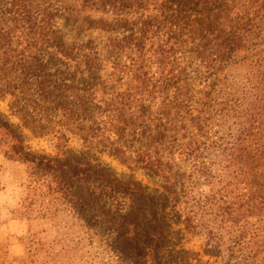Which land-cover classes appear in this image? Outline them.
<instances>
[{
    "label": "rangeland",
    "instance_id": "374dc122",
    "mask_svg": "<svg viewBox=\"0 0 264 264\" xmlns=\"http://www.w3.org/2000/svg\"><path fill=\"white\" fill-rule=\"evenodd\" d=\"M0 19L8 29L19 19L30 22L18 29L52 24L77 56L65 68L67 82L105 91L101 119L112 109L114 121L102 122L101 135L88 142L66 125H54L63 129L58 137L35 133L9 94L0 96V116L19 128L34 156L65 162L73 155L84 163L77 173L104 170L124 183L118 190L107 179L86 180L95 192L86 196V219L58 209L56 232L0 242V264H264V204L243 214L264 186V0H0ZM161 52L171 54L165 69L154 62ZM142 57L140 74L123 71ZM91 58L100 66L78 67ZM151 75L159 88L148 84ZM167 88L177 108L153 122L160 101L149 97ZM4 142L0 122V155ZM116 213L127 214L132 238L116 228ZM151 231L158 232L154 255Z\"/></svg>",
    "mask_w": 264,
    "mask_h": 264
},
{
    "label": "trees",
    "instance_id": "16d2710c",
    "mask_svg": "<svg viewBox=\"0 0 264 264\" xmlns=\"http://www.w3.org/2000/svg\"><path fill=\"white\" fill-rule=\"evenodd\" d=\"M26 21H29V19H26ZM26 21L19 19L15 22L18 25ZM17 25L8 29L0 19V96H3L2 94L12 96V108L15 109L24 125L35 133L48 130L47 132H52L58 137L63 132V129L56 130L54 125L60 124L70 126L71 130H78L87 142L88 140L93 141L96 139V137L101 135L102 122L114 121L112 113L114 111L112 109H110L112 112L108 111L104 115L106 117L105 120L101 119L103 114V111H101L102 100L98 99V97L103 96L105 91L96 87L76 90L67 82L68 71L66 69L74 61H77V56L61 37L54 34L52 24L49 27L48 25L43 27V25H37L33 21L29 26H22V29H18ZM46 31L48 34L45 36L44 32ZM15 36H18V38L15 39ZM170 58L171 54L161 52L154 62L159 63L165 69V66L169 64L168 59ZM84 64L94 68L100 66V63L95 58H91L88 61L83 60L82 63L79 62L78 67L80 68ZM146 66L144 57H142V59L133 63L132 66H128L123 71L126 73L134 72L133 74L137 75L140 74L138 70L141 71ZM152 78L153 75H151L150 79L148 78V84H151V87L159 88L156 82L152 81ZM170 89L167 88L166 91H161L160 95L149 97L152 100L160 101L158 102L159 104L155 103V110L150 114L152 118L154 117L153 122H160L162 117H168L176 110V103L170 100ZM175 91L176 93L173 97L178 98V93L182 89L176 87ZM134 94L144 97V92L140 89L136 90ZM102 98H106L104 100V104H106L108 98L106 96ZM111 106L114 107L113 104H110V108ZM141 116L143 115L141 114ZM0 122H2L5 130L4 144L8 146L7 152L29 163L31 169L39 168L48 178L50 177L48 183L50 191L61 196L69 204L70 214L78 212L76 218L81 222L86 219V196L88 193H95L94 190H90L87 187L86 180L107 179L112 181L111 183L119 185L118 190L122 188L121 185L124 183L117 177L114 178L113 174L107 173V171L98 170V173L94 171L93 174L77 173L76 169L82 164L84 165V163L78 161V159L75 160L73 155L70 156L69 161L65 162L56 157V155L50 156L46 154L41 158L34 156L23 145L22 139L16 136L17 132H21L19 128L17 129L10 124L5 116H0ZM10 140H16V143L12 144ZM152 146L154 147L153 144H151ZM146 150H150V147ZM113 151L119 154L116 149ZM120 157L125 162H128L124 153ZM150 164L153 165L152 163ZM133 184L135 183H127L125 189L131 191L135 196L144 194L139 183H136L137 186ZM255 184L257 185L258 183L255 182ZM130 185H132L131 188ZM261 187L262 185L253 190L252 201L243 208V214L245 212L255 213L257 210L261 211L263 209L264 186L262 189ZM106 192H108V189L102 191L101 194L105 195ZM126 215L116 213V216H119L116 228L120 232L124 231V234H128L132 238V231H129L126 227V219L128 218ZM153 232L147 233L148 239H150L147 242H149V250L152 253L153 251L156 253L155 238L158 232ZM136 236L137 239H141L139 235L136 234Z\"/></svg>",
    "mask_w": 264,
    "mask_h": 264
},
{
    "label": "crops",
    "instance_id": "0c3cea01",
    "mask_svg": "<svg viewBox=\"0 0 264 264\" xmlns=\"http://www.w3.org/2000/svg\"><path fill=\"white\" fill-rule=\"evenodd\" d=\"M32 172L29 163L7 150L0 155V242H15L14 236L20 239L32 234L41 240L53 228L56 232L51 218L55 211L66 213L67 207L70 214L65 200L51 192L48 183L35 179Z\"/></svg>",
    "mask_w": 264,
    "mask_h": 264
}]
</instances>
